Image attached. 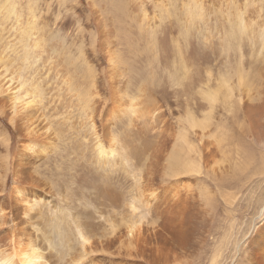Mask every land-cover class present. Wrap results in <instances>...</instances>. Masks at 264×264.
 <instances>
[{
    "label": "rangeland",
    "instance_id": "obj_1",
    "mask_svg": "<svg viewBox=\"0 0 264 264\" xmlns=\"http://www.w3.org/2000/svg\"><path fill=\"white\" fill-rule=\"evenodd\" d=\"M263 55L264 0H0V206L17 187L14 157L29 155L35 177L28 203L12 204L25 222L18 239L52 264L142 263L166 186L160 113L179 131L187 111ZM8 113L31 125L34 145L18 142ZM248 181L232 206L214 185V209L177 205L179 220L193 216L163 264H245L264 200V177ZM129 225L140 228L132 241ZM12 232L0 228V253Z\"/></svg>",
    "mask_w": 264,
    "mask_h": 264
},
{
    "label": "bare ground",
    "instance_id": "obj_2",
    "mask_svg": "<svg viewBox=\"0 0 264 264\" xmlns=\"http://www.w3.org/2000/svg\"><path fill=\"white\" fill-rule=\"evenodd\" d=\"M204 101L205 104L194 105L195 108H192L194 113L187 111L185 123L179 131L172 130L169 115H166L169 114L168 111L163 110L160 113V166L163 171L162 183L166 186L161 195L162 201H159L162 208L161 219L159 218V222H154L156 227L151 228L153 231L151 236L155 239L151 237L147 239V246H152L148 248L150 252L148 255H142L143 262L140 264H163L167 261L165 256L168 253L179 251L182 245L185 246L187 229L184 224L189 222L193 215L179 220L178 212L175 211L177 205L201 202V205L208 208L207 211L214 209L216 196L211 191L214 185L213 188H217L224 204L232 206L240 191L238 189L245 188L249 183L248 180L264 177V55L248 63L246 67L239 64L232 78L222 81L213 94H206ZM257 102H260L259 108L255 105ZM166 104L168 105V102ZM9 108L14 110V105H10ZM204 108L209 110L207 114L198 111ZM7 115L5 118L3 116V119H6L18 133V142H24L28 136L29 142L34 145L35 142L31 139L34 133L30 128L31 125L23 123L24 129L18 128L14 114ZM23 130H26L27 134H23ZM249 142L253 143L260 152L251 148ZM39 148L35 146L30 150H33V154H37ZM21 157L23 158L17 160L13 158L10 173L17 187L14 188L12 197L4 203L9 209L0 206V228L11 224L13 229L12 233L7 234L9 244L6 251L0 253V264H52L50 252H44V249L38 248L36 244L38 249L35 248L32 242H21L18 239L20 234L15 232L25 222L20 214H14L12 204L15 203L16 206L20 202L28 203V199L24 197V187L33 184L35 178L30 171V156L23 153ZM252 183L256 185L258 182ZM5 184V180L0 181L2 191ZM230 190L237 191L231 193ZM153 201H156L155 198ZM146 203L151 205L152 202L148 199ZM260 203L261 223L257 231L256 228L253 229L255 234L249 241L248 251L243 257L245 264H264V200ZM26 209L29 210L26 207L22 211ZM160 212L156 213L160 216ZM166 212L168 215L163 216ZM169 214L173 215L169 216ZM125 233V236L132 241L139 236L140 228L129 225ZM81 245V254H89L84 250L90 245L86 237H82ZM135 254L136 257L140 255L137 250ZM72 260L74 261L70 264H78L77 259Z\"/></svg>",
    "mask_w": 264,
    "mask_h": 264
}]
</instances>
